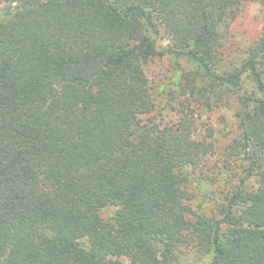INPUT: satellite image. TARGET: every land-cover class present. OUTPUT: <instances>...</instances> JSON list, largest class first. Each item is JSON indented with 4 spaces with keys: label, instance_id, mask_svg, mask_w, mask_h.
<instances>
[{
    "label": "trees",
    "instance_id": "1",
    "mask_svg": "<svg viewBox=\"0 0 264 264\" xmlns=\"http://www.w3.org/2000/svg\"><path fill=\"white\" fill-rule=\"evenodd\" d=\"M244 1L262 7V31L223 68ZM165 55L173 85L236 98L239 132L220 153L210 129L194 137L188 98L157 118L145 64ZM232 157L252 189L223 172ZM221 180L217 212L196 211L189 185L212 197L204 183ZM186 247L264 264V0H0V264H176Z\"/></svg>",
    "mask_w": 264,
    "mask_h": 264
},
{
    "label": "rangeland",
    "instance_id": "2",
    "mask_svg": "<svg viewBox=\"0 0 264 264\" xmlns=\"http://www.w3.org/2000/svg\"><path fill=\"white\" fill-rule=\"evenodd\" d=\"M262 24L263 10L259 3L244 1L233 8L228 19L227 33L221 39L219 48L221 67L227 68L240 62L245 56L247 49L259 37L262 31ZM158 43L160 46H165L168 43V37L161 33ZM176 64V59L166 55L154 57L145 64V71L154 92L157 106L156 116L163 122L171 120L172 110H170V105L174 104V102H171L170 95H178L179 99L188 98L193 107L196 120L194 137L197 139L202 138L204 134H207V129H210L213 134L211 138L220 153L228 146L230 139L236 137L239 132L236 117L238 108L236 98L232 95H225L224 98L215 102L216 93L206 90V83L200 79H196L193 82L190 80V84L185 79H182L181 84L173 85ZM188 78L194 80L197 77L190 73ZM210 103L211 107L208 108ZM213 162L214 159L210 161V164ZM220 164L226 174L237 170L238 176H245L244 180L241 181V186L244 189L250 190L254 187L255 178L248 172L245 162H240L232 157L229 162L222 161ZM233 183H236V180ZM204 186L214 191L215 195L212 197L208 196L191 183L189 189L194 193L192 206L196 211L210 215L217 212L218 202L216 198L220 197L219 188L222 186V180L219 184L216 182L213 184L205 182ZM113 211V207H106L101 211V215L105 219H110ZM177 255L178 262L176 264H209L208 256L201 255L191 247L179 249ZM160 258L162 257L160 256ZM121 259L128 264L130 263L125 257H121Z\"/></svg>",
    "mask_w": 264,
    "mask_h": 264
}]
</instances>
